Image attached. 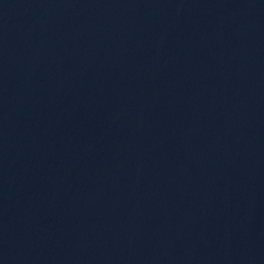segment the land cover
Returning a JSON list of instances; mask_svg holds the SVG:
<instances>
[{
	"label": "water",
	"instance_id": "water-1",
	"mask_svg": "<svg viewBox=\"0 0 264 264\" xmlns=\"http://www.w3.org/2000/svg\"><path fill=\"white\" fill-rule=\"evenodd\" d=\"M0 264H264V0H0Z\"/></svg>",
	"mask_w": 264,
	"mask_h": 264
}]
</instances>
